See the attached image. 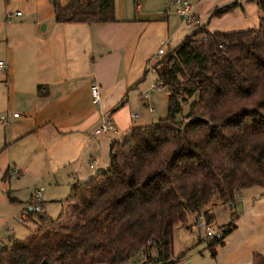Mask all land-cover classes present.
<instances>
[{
    "label": "trees",
    "instance_id": "16d2710c",
    "mask_svg": "<svg viewBox=\"0 0 264 264\" xmlns=\"http://www.w3.org/2000/svg\"><path fill=\"white\" fill-rule=\"evenodd\" d=\"M53 5L59 23L116 21L115 0ZM257 5L258 26L209 31L197 24L149 66L168 92L167 115L115 141L108 167L75 183L57 217L30 203L37 227L0 248V264H122L141 249L144 264H179L177 223L203 213L211 224L215 215L204 207L212 199L234 204L238 190L264 188V0ZM238 6L216 7L211 17ZM235 227L232 220L220 238L207 239L212 256ZM252 258L264 264L263 254Z\"/></svg>",
    "mask_w": 264,
    "mask_h": 264
},
{
    "label": "crops",
    "instance_id": "0c3cea01",
    "mask_svg": "<svg viewBox=\"0 0 264 264\" xmlns=\"http://www.w3.org/2000/svg\"><path fill=\"white\" fill-rule=\"evenodd\" d=\"M214 3L200 1L201 16L191 4L196 27H208ZM17 9L20 15L13 14ZM115 17L111 22L59 23L53 0H0V248L19 239L10 233L19 219L33 218L26 209L38 186L45 212L59 198V189H71L108 167L117 141L113 134L149 124L135 121L139 115L133 103L139 99L154 111L158 87L149 66L186 20L166 0H115ZM15 24L21 27H11ZM93 84L99 86V102L93 100ZM122 100L126 103L114 111ZM111 114L117 132L93 134ZM255 186L242 188L243 200L231 204V209L239 207L241 218L216 255L190 256L186 264H251L254 253L264 255V188ZM259 223L261 229H254ZM200 234L198 242L208 245Z\"/></svg>",
    "mask_w": 264,
    "mask_h": 264
},
{
    "label": "rangeland",
    "instance_id": "374dc122",
    "mask_svg": "<svg viewBox=\"0 0 264 264\" xmlns=\"http://www.w3.org/2000/svg\"><path fill=\"white\" fill-rule=\"evenodd\" d=\"M202 2L204 5H206L209 2H216L214 3L210 8L212 11L215 9V7H219L221 4H230L233 2H238L239 6L234 8L232 11L223 14L220 17H212L210 20V23L207 27L209 31H230V30H240V29H247V28H253L258 26L259 23V17L262 15L258 5L257 0H189V2L192 5L196 4V13L197 15L201 16L199 14V11L201 10V4L199 5V2ZM211 11V12H212ZM13 14L16 12H20L19 9L12 11ZM208 11L205 10L202 12L204 15ZM13 17V16H12ZM180 19V18H179ZM9 20V19H7ZM16 20L13 19L14 22ZM181 21V20H180ZM246 21V22H244ZM12 22V23H13ZM11 27H21L19 25H12ZM179 30L177 31V34L172 38L170 43L165 45L166 50H171L176 45H178L187 35L191 34L196 30V26L193 24V21H186L180 24V27H178ZM176 40V42H174ZM157 60V59H155ZM154 63V62H153ZM151 76L148 77L150 79ZM143 86L140 87V90ZM158 87V86H155ZM158 94L155 95V99L153 102V108L154 111L149 112V110L142 106L140 100L134 98L137 100V102L133 103V113H136L139 115V118H136L135 121L139 124L141 122H155L160 118H164L167 115V101H166V89L163 87H158ZM137 91L132 94V97L136 95ZM188 111V105L183 104V114ZM125 134V136L128 134V132H122L119 131L118 134H113L112 136L114 139L123 140L124 137L122 135ZM105 157H107V160H109V151L105 152ZM102 169H106V167H103ZM260 187V186H255ZM254 188V187H252ZM69 187H64L62 189H59L56 194H58L59 198L57 201L49 202L45 208V212L50 215L51 217L55 218L61 211V203L60 200L68 196L69 194ZM244 190L240 189L235 194V201H238L240 199L243 200ZM235 203V202H234ZM231 203H225L223 201H220L216 198L212 199L211 202L205 207L209 210H212L215 212V223L212 225L213 228L217 232H222L221 227H224L225 224L231 222L232 220L235 221L237 224L238 218L240 217L239 214V207L235 206V208H230ZM205 209V210H206ZM22 219V218H21ZM205 221V217L203 213L199 214H190L188 216V225L185 223H177L174 228L173 232V251H174V259L178 256H181L180 263H185V260L189 258L190 256H197L198 259H202L203 254H211L208 245L206 242L199 243V233L202 237H206V233L209 232V228H198L195 227L194 224L196 221ZM36 222L35 216L33 218H28L27 221L23 222L18 220L17 224H14L15 231L10 230V233L12 235H15L17 238H21L19 234H22V238H24L28 230L29 232L31 230H34L37 225L34 223ZM212 224V223H211ZM261 223L254 224V229L260 230L259 227ZM189 228H188V227ZM190 226L194 227L193 232L194 235H191V229ZM200 229V230H199ZM2 236L0 235V238ZM201 241V240H200ZM154 253V252H153ZM176 256V257H175ZM146 260L145 254L143 250L137 251L129 260L125 261L122 264H144ZM186 264V263H185ZM195 264V263H194Z\"/></svg>",
    "mask_w": 264,
    "mask_h": 264
},
{
    "label": "built area",
    "instance_id": "2783aa9c",
    "mask_svg": "<svg viewBox=\"0 0 264 264\" xmlns=\"http://www.w3.org/2000/svg\"><path fill=\"white\" fill-rule=\"evenodd\" d=\"M166 1H167V5L175 7L176 12L179 15H181L184 18V20L186 21L193 20V7L191 3L189 2V0H166ZM20 14H21L20 12H16L14 15H20ZM10 15L11 14L7 15V19L11 18ZM165 52H166L165 49L163 47H160L157 54L159 56H162L165 54ZM3 68H4V65L1 63L0 71H2ZM160 85H162V82L158 81L156 86H160ZM91 93H92L93 100L95 102H99L100 101V91H99V86L97 84H93L91 86ZM13 115L18 116L19 113H13ZM4 119H5V116H2V120ZM109 132H113V133L117 132V127L111 115L104 117L102 119L100 124L93 130V134L100 135V134L109 133ZM16 172H18V170H16ZM41 202H42V187L38 186L31 198V207L36 211H42ZM194 226L198 228H209L210 231L206 233V238H209V239H214V238L218 239L222 235L220 232H217L213 228L212 224H207L206 221L197 220ZM192 230L193 229H191V234L193 235L194 232Z\"/></svg>",
    "mask_w": 264,
    "mask_h": 264
},
{
    "label": "water",
    "instance_id": "95a60500",
    "mask_svg": "<svg viewBox=\"0 0 264 264\" xmlns=\"http://www.w3.org/2000/svg\"><path fill=\"white\" fill-rule=\"evenodd\" d=\"M45 26H46L45 24H42V28H43V27L45 28ZM42 264H51V263H48V262H46V261H43Z\"/></svg>",
    "mask_w": 264,
    "mask_h": 264
}]
</instances>
